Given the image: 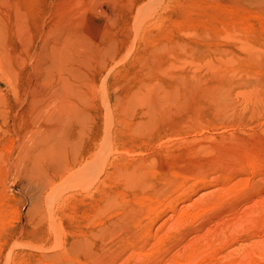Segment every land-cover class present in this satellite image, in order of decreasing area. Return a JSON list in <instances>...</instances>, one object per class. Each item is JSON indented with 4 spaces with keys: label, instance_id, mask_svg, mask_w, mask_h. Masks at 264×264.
I'll use <instances>...</instances> for the list:
<instances>
[{
    "label": "rangeland",
    "instance_id": "374dc122",
    "mask_svg": "<svg viewBox=\"0 0 264 264\" xmlns=\"http://www.w3.org/2000/svg\"><path fill=\"white\" fill-rule=\"evenodd\" d=\"M17 1L0 0V264H50L65 240L76 243L75 264H264V1L180 0L186 12L154 29L164 0H145L136 17L113 14L108 34L129 28L130 39L112 65L134 56L148 30L158 35L138 67L141 89L155 82L162 92L170 70L198 85L189 97L172 89L143 123L130 107L116 140L103 115L90 176L63 171L43 195L10 163L15 129L3 136L5 120L22 121L11 106L26 92L15 86L17 60L29 62L39 32L31 19L43 14V0L21 10ZM182 35L191 45L174 59L166 43ZM217 79L232 95L221 112L195 92Z\"/></svg>",
    "mask_w": 264,
    "mask_h": 264
},
{
    "label": "bare ground",
    "instance_id": "6f19581e",
    "mask_svg": "<svg viewBox=\"0 0 264 264\" xmlns=\"http://www.w3.org/2000/svg\"><path fill=\"white\" fill-rule=\"evenodd\" d=\"M18 1L15 5L19 10L26 4L30 7L28 1ZM145 3V0H105L102 4L98 0H43L41 21L32 17L31 23L39 26V32L32 44L29 62L17 60L20 72L15 86L26 92L11 104L16 108L13 118L21 117L22 121L8 124L5 120L3 136L5 132L10 133V127L15 129L16 153L11 155L10 163L20 170V179L39 190L38 194L43 195L63 171L86 172L90 176L103 115L114 123L111 136L116 140L121 133L120 125L129 117L125 115L130 107H140L132 112V118L137 120L135 123H143L146 116L152 118L155 110L164 108L172 97L174 99L172 89H178L179 85L184 86L185 96L194 95L193 86L198 84L190 86L187 74L171 70L164 85L168 88L162 92L156 91L158 83L155 82H152V90L141 89L145 77L138 67L154 53L150 49L156 45L158 35H151L148 30L142 34L134 56L119 67L116 62L112 65L129 44L130 32L129 28H124L109 35L106 27L112 21L111 16L134 14L136 17ZM186 9L184 1L164 0L159 20H154L148 29L158 27L165 18L163 15L172 18L175 10L185 13ZM18 14L22 16L21 11ZM182 36L166 43L174 59L178 58L180 50L191 45L187 35ZM229 84L217 79L213 83H202L195 92L201 101H209L221 112L232 96L225 92ZM6 96L0 90V100ZM187 102H182L181 107ZM98 154L107 159L104 150ZM105 179L106 175L102 180ZM101 194L104 198L107 196L105 187ZM28 232L27 225H22L18 231ZM76 248L74 240H65L63 250L52 256L50 264H75Z\"/></svg>",
    "mask_w": 264,
    "mask_h": 264
}]
</instances>
